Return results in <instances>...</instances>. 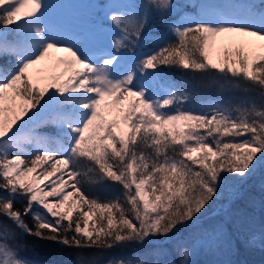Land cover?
Wrapping results in <instances>:
<instances>
[{
  "label": "snow or ice",
  "instance_id": "1",
  "mask_svg": "<svg viewBox=\"0 0 264 264\" xmlns=\"http://www.w3.org/2000/svg\"><path fill=\"white\" fill-rule=\"evenodd\" d=\"M47 7L44 0H0V56L15 58L13 64L0 63V217L42 240L106 252L169 236L205 209L225 174L244 178L264 163V101L196 109L185 106L186 91L168 85L160 96L151 83L161 67H175L244 82L264 98V0L243 5L239 22L207 13L170 22L177 8L172 0L117 6L121 10H110L109 17L113 48L101 56L50 35L43 23ZM154 13L171 36L151 53L133 56L126 67L125 52H134ZM9 31L24 43L9 41ZM226 34L255 39H217ZM52 49L69 55L61 58L64 68L41 84L43 70H31ZM53 103L51 122L61 138L20 134ZM28 146L34 150L26 152ZM81 161L89 162L87 170ZM57 172L59 183L41 186V176ZM86 180L116 183L122 191L91 196L82 190ZM18 198L26 201L22 209L15 207ZM29 215L34 227L25 220ZM15 238L0 220V264H31L19 256ZM181 254L189 255L186 248ZM78 264L95 261L81 252ZM106 264L152 261L113 257Z\"/></svg>",
  "mask_w": 264,
  "mask_h": 264
},
{
  "label": "trees",
  "instance_id": "2",
  "mask_svg": "<svg viewBox=\"0 0 264 264\" xmlns=\"http://www.w3.org/2000/svg\"><path fill=\"white\" fill-rule=\"evenodd\" d=\"M135 1V0H134ZM192 6L188 0H172L177 5L167 19L179 21L195 14L197 3ZM84 6V13L88 15L89 31L94 36L104 32H112L113 26L109 18H105L106 5L109 0H75ZM95 22L93 32L90 30ZM21 36V35H20ZM16 32L9 31L8 40L22 44ZM168 27L161 23L157 14H153L143 31L142 39L138 41L134 52L130 51L126 57H141L143 50L152 52L163 39L170 37ZM125 55V54H124ZM133 60V58H132ZM15 58L10 55L0 56V63L13 64ZM153 89L163 96L168 85H175L189 94V101L185 106L200 109L207 105H234L241 100L254 101L258 105L264 101L258 89L249 88L244 82L226 83L212 75L192 73L175 67H161L151 81ZM19 103V101H18ZM57 108L55 103L48 105L33 121L21 129L20 134L35 133L48 139L61 138L55 124L51 122ZM19 111V108L16 109ZM13 113H6L11 116ZM34 146L26 147V152H32ZM81 170H87L89 162L81 161ZM41 171L37 169V173ZM36 175V173L30 174ZM91 175V174H90ZM60 173L51 177L41 176V186L48 185L50 181L59 183ZM30 178V177H29ZM67 180V177H63ZM66 191L71 190L67 185ZM47 190V188L45 189ZM91 196L111 197L121 193V186L112 183L85 182L82 189ZM51 199V198H49ZM26 201L18 198L15 207L23 208ZM10 229L16 233L11 243L18 245L19 256L31 264H78V253L83 252L85 258H93L95 264H106L113 257H126L136 259L146 257L152 264H166L168 261H186V264H264V163L257 164L254 171L244 177H233L225 174L219 191L212 201L201 210L190 222L177 227L167 237H150L143 243H131L126 247H118L106 252L95 249H77L50 240H42L29 235L16 228L11 221L0 217ZM30 227H34L31 215L25 217ZM218 223H220L218 225ZM218 225V226H216ZM215 226V227H214ZM223 229L222 237L217 245H204L198 259L192 260L182 256V250L198 239L210 236ZM228 244V246H225ZM156 253V254H153ZM186 259V260H182Z\"/></svg>",
  "mask_w": 264,
  "mask_h": 264
},
{
  "label": "rangeland",
  "instance_id": "3",
  "mask_svg": "<svg viewBox=\"0 0 264 264\" xmlns=\"http://www.w3.org/2000/svg\"><path fill=\"white\" fill-rule=\"evenodd\" d=\"M191 1L192 4L196 2V0H188ZM44 2L48 5L45 9V15L43 18L44 25L49 29L50 35L60 34L65 38L71 39L75 41L81 48H85L89 51L90 55H93V52L99 51L100 56L106 52L110 51L113 48L112 40L114 39V35L112 32H104V34L100 36L92 37V34L86 29L88 27V15L84 13V6L81 2H75V0H44ZM209 2L211 0H202L198 5L197 14L194 17L193 13H187V15H192L191 18H184L185 20L198 19L200 18V14L207 13V18H211L209 12L206 11ZM252 2L259 3V0H238V5H234L226 7V15H232L233 20L239 22L244 19L243 15V5L249 4ZM147 0H109L106 10H105V18H109L111 15V11L121 10L117 6L130 5V6H140L146 4ZM191 4V5H192ZM67 8H70L71 11L68 14H63ZM231 17V16H230ZM106 18V19H107ZM95 22L91 26L90 30L93 32ZM218 40H227V39H235V40H248L255 39L250 37H240L234 34H226L224 37H218ZM20 40H22V44L24 43L22 35L20 36ZM129 52H125V58L129 55ZM151 53L148 49L143 50L142 54ZM69 54L65 55L64 52L56 51L52 49L49 51L48 56L37 64L36 71L41 72L43 70L46 79H44L41 84L47 83V77H50L54 73H58L64 65L61 63V58H67ZM213 58H216V54L213 53ZM41 179V178H40ZM42 181V179H41ZM71 191V190H67ZM70 199H72L70 197ZM220 223H218L219 225ZM216 225V226H218ZM221 225V224H220ZM219 225V226H220ZM215 227V226H214ZM223 229H220L214 233H212L208 237H204V239L200 238L198 241L194 242L192 246L186 247L189 255L186 258L192 260L198 259L201 255L200 252L204 245H217L219 243L220 238L222 237ZM225 246H228L226 244ZM205 247V246H204ZM207 248V247H205ZM185 249V248H184ZM186 260V259H182ZM175 262V261H174Z\"/></svg>",
  "mask_w": 264,
  "mask_h": 264
},
{
  "label": "bare ground",
  "instance_id": "4",
  "mask_svg": "<svg viewBox=\"0 0 264 264\" xmlns=\"http://www.w3.org/2000/svg\"><path fill=\"white\" fill-rule=\"evenodd\" d=\"M65 53V52H64ZM68 53H65L67 55ZM38 65H35L34 68L31 70L32 73H37L36 68ZM44 82L43 80L40 81V83Z\"/></svg>",
  "mask_w": 264,
  "mask_h": 264
}]
</instances>
